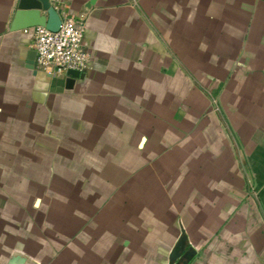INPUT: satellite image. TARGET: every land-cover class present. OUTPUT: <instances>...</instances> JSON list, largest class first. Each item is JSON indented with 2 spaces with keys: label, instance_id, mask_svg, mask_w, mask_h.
Instances as JSON below:
<instances>
[{
  "label": "crops",
  "instance_id": "obj_1",
  "mask_svg": "<svg viewBox=\"0 0 264 264\" xmlns=\"http://www.w3.org/2000/svg\"><path fill=\"white\" fill-rule=\"evenodd\" d=\"M55 1L86 21L71 88L30 66L35 30L0 0L19 264H169L183 229L190 264H264V0Z\"/></svg>",
  "mask_w": 264,
  "mask_h": 264
},
{
  "label": "built area",
  "instance_id": "obj_2",
  "mask_svg": "<svg viewBox=\"0 0 264 264\" xmlns=\"http://www.w3.org/2000/svg\"><path fill=\"white\" fill-rule=\"evenodd\" d=\"M59 11L62 24L58 31L44 26L34 28V44L38 64H50L54 76L67 74L68 70L85 71L89 67L90 53L85 44L86 21L83 16L76 17L61 11L58 2L52 0Z\"/></svg>",
  "mask_w": 264,
  "mask_h": 264
},
{
  "label": "water",
  "instance_id": "obj_3",
  "mask_svg": "<svg viewBox=\"0 0 264 264\" xmlns=\"http://www.w3.org/2000/svg\"><path fill=\"white\" fill-rule=\"evenodd\" d=\"M17 9L11 22L10 30L17 31L27 28L44 26L52 31H58L62 24V18L52 0H18ZM30 66L36 63V51H30ZM69 78L65 87L71 88L77 78L83 75L82 71L70 69L67 72ZM63 89V88H61ZM197 254V250L190 245L188 235L183 229L182 234L173 247L169 264H190Z\"/></svg>",
  "mask_w": 264,
  "mask_h": 264
},
{
  "label": "rangeland",
  "instance_id": "obj_4",
  "mask_svg": "<svg viewBox=\"0 0 264 264\" xmlns=\"http://www.w3.org/2000/svg\"><path fill=\"white\" fill-rule=\"evenodd\" d=\"M1 167L5 166L0 165V168ZM9 167L12 168V166ZM13 170L18 173H25L26 165H15L13 166ZM3 189L4 187L0 181V264H19L18 258L14 256L11 245V240L14 237V232L12 230V226H14V217L11 212H3L7 192Z\"/></svg>",
  "mask_w": 264,
  "mask_h": 264
}]
</instances>
